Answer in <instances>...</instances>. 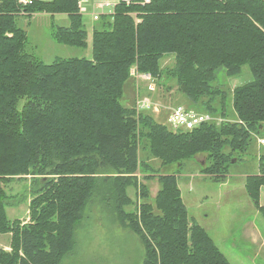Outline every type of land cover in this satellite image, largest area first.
Returning <instances> with one entry per match:
<instances>
[{
    "label": "trees",
    "instance_id": "16d2710c",
    "mask_svg": "<svg viewBox=\"0 0 264 264\" xmlns=\"http://www.w3.org/2000/svg\"><path fill=\"white\" fill-rule=\"evenodd\" d=\"M78 1L23 5L0 0V234L12 236L11 252L0 249V264H61L73 249L82 211L101 184L110 187L118 218L139 238L142 264H230L207 233L190 223L174 175L158 178V212L146 202L143 185L139 216L125 212L131 204L126 190L137 188L138 168L151 172L139 162L138 130L149 156L162 168L181 167L204 154L201 173L215 181L227 174L232 160L245 156L253 133L264 126V0L121 1L92 29L91 59L45 64L27 52V34L17 21L34 14L65 15L68 25H52L51 39L85 49L87 31ZM169 55L174 67L164 71L159 62ZM244 65L253 80L233 89L238 123H203L173 132L148 112L136 118L133 108L120 102L134 67L159 85L170 74L177 91L196 104L194 111L227 118L225 95L211 84L216 70L235 77ZM107 167L116 176L98 177ZM259 171L246 178L244 188L264 219L262 158ZM22 175L38 178L30 224L20 226L6 217L2 184Z\"/></svg>",
    "mask_w": 264,
    "mask_h": 264
},
{
    "label": "rangeland",
    "instance_id": "374dc122",
    "mask_svg": "<svg viewBox=\"0 0 264 264\" xmlns=\"http://www.w3.org/2000/svg\"><path fill=\"white\" fill-rule=\"evenodd\" d=\"M84 1L87 3L88 11H90L92 4L95 2H114L117 0ZM34 15L29 19L24 16L20 17L17 21L18 26L27 34V52L35 55L45 64H50L58 58L91 59L92 29L98 27L99 23L93 21L90 15L84 14L82 16L87 31V47L85 49L59 45L51 39L52 25H68L67 18L64 15H57L53 19L49 15ZM159 65L164 71H166L165 69L167 71L170 70L174 67L173 56H164L160 60ZM134 69L132 67L129 71L130 79L125 84L128 87L124 86L120 102L126 108H133L136 118L142 113L136 109L137 102L140 99H147L158 107L160 110L158 112H154L153 110L145 112H148L161 123L163 119L162 117L158 119L157 115H166L167 109L173 106L180 105L185 108H197L196 104L190 103L185 96L177 91L176 82L170 74L166 75L167 77L163 80L164 82L159 85L156 80L152 79L149 81V79H146L145 74L137 73L136 69ZM252 80L253 77L247 65H244L241 73L235 77L227 78L223 69L216 70L215 79L211 86L220 88L223 91L227 118L213 117L224 119V123H238L231 105L232 92L234 88L247 84ZM23 103L21 102V104ZM139 133L138 130L139 162L149 165L151 172H144L141 167L138 168L135 174L138 184L137 188L129 187L126 190L131 204L124 208L125 212L134 213L136 216H139L140 205L145 202L140 195V185H143L147 189L148 197L146 202L152 205L154 211H157L154 199L160 188L158 181L160 175L169 173L170 175H174L176 181L179 179V176L187 175L183 180L188 183V186H180L186 204L183 203L182 199L181 201L187 209L189 221L190 223H196L194 219L191 220V218H195L203 226L204 229L201 228L204 231L208 230L205 232L230 264H239L240 257L245 254L244 250L249 249L248 251H250L251 249L248 246L249 243H252L257 250L264 251V219L255 209L245 188L244 190L242 188V176L256 172V170L248 171L247 169L250 170L255 166L256 158L258 170L259 159L262 158L264 161V150L256 144L257 139L264 136V126L256 134L253 133V140L247 147L245 156L240 161L232 160L227 170L228 176H226L227 174L224 175L218 182L208 179L212 177L209 175L204 178L202 177L201 169L204 167L206 161V155L204 154H198L192 159L183 161L181 167L172 165L169 168H162L158 160L152 159L149 156L145 136L141 138L139 137ZM255 149L257 150L256 158ZM105 171L104 175L98 177L116 176L109 167ZM258 172L259 175L260 171ZM36 178L38 177L31 175L16 176L10 178L7 183L2 184L6 196L4 210L10 222H19L20 226L30 224L29 207L34 198V179ZM225 179L226 181H224ZM187 192H190V195ZM259 204L260 206H264V187L261 188ZM115 208L114 195L110 191V187L105 186V184L98 185L92 198L84 207L80 221L75 226L73 249L70 253L65 254L61 264H142L144 258L143 246L139 238L128 228L127 222L121 221L118 218ZM255 217L257 218V228L240 237L243 223L247 220L255 219ZM198 223L196 224L198 225ZM11 238L10 233L0 234L1 250L11 252ZM235 255L239 256V259ZM248 256L245 254L241 260L246 261Z\"/></svg>",
    "mask_w": 264,
    "mask_h": 264
},
{
    "label": "built area",
    "instance_id": "2783aa9c",
    "mask_svg": "<svg viewBox=\"0 0 264 264\" xmlns=\"http://www.w3.org/2000/svg\"><path fill=\"white\" fill-rule=\"evenodd\" d=\"M124 2L126 5H129L133 0H117V1H98L92 4V9L88 11L86 6V1L79 0L77 3L78 13L83 16L84 14L90 15L93 21H98L101 15H112L113 9L119 2ZM151 0H139L140 5L148 4ZM19 3L25 5L29 3V0H19ZM135 70V69H134ZM136 73V72H135ZM137 74V73H136ZM146 79L152 80L149 75H145ZM149 88V86H148ZM150 89V88H149ZM151 90V89H150ZM136 109L140 112L151 111L154 112L160 111L157 106L147 99H140L137 102ZM225 121L224 119H216L213 115L208 113H198L193 109H188L183 106L177 105L172 108L167 109L166 112V125L171 131L174 132H187L192 131L199 127L203 123H215L220 124ZM257 144L264 150V137L257 139Z\"/></svg>",
    "mask_w": 264,
    "mask_h": 264
},
{
    "label": "crops",
    "instance_id": "0c3cea01",
    "mask_svg": "<svg viewBox=\"0 0 264 264\" xmlns=\"http://www.w3.org/2000/svg\"><path fill=\"white\" fill-rule=\"evenodd\" d=\"M46 1V0H45ZM45 15V14H44ZM33 16H35V15H33ZM47 16V15H46ZM55 16H57V15H55ZM55 16H53V17H50V18H54ZM59 16V15H58ZM65 16V15H64ZM66 17V16H65ZM29 19V18H28ZM133 83V82H132ZM125 86V85H124ZM125 87H128V86H125ZM123 89H124V87H123ZM194 110V109H193ZM158 116V119H160V117H162V119H163V121L165 122V119H166V115L165 114H161L160 116L159 115H157ZM235 117V116H234ZM256 144H257V142H256ZM254 145H255V143H254ZM255 147H256V145H255ZM256 155H257V150L255 149V158H256ZM248 171H254V170H256V172L254 173V174H245V175H243L242 177V188H243V190H244V182H245V179L248 177V176H254V175H258V162H257V158H256V164H255V166L252 168V169H247ZM251 173H253V172H251ZM186 176L187 175H185V176H179V179H177V185H178V189H179V191H180V194H181V199H182V201H183V203L184 204H186L184 201V198H183V194H182V190H181V186L180 185H182V186H188V183L187 182H185L184 180H183V178L185 177L186 178ZM208 175H204V174H202V177L204 178V177H207ZM226 176H228V174L226 175ZM212 177H214V176H212ZM212 177H210V178H208V179H210L211 181H213V182H215V180L212 178ZM223 181V180H222ZM224 181H226V179L224 180ZM223 181V182H224ZM218 182V181H217ZM260 192H261V190H260ZM187 193H189V195H190V192H187ZM186 206V205H185ZM261 206H263V205H261ZM192 219H194V221L196 222V223H198L196 220H195V218H191V220ZM256 220H257V218L255 217V219H252V220H247L246 222H244L243 223V225H242V230L240 231V237H243V235L245 234H247L249 231H251V230H254L255 228H257L256 227ZM198 225L200 226V227H202L203 228V226L202 225H200L199 223H198ZM251 227H252V229H251ZM205 228H207V227H205ZM204 229V228H203ZM208 229V228H207ZM213 229V228H212ZM206 231V230H205ZM208 231V230H207ZM206 231V232H207ZM261 240V239H260ZM261 241H263V240H261ZM248 246L251 248L250 249V251H248L249 249H245L244 250V253L246 254V256L247 255H249L247 258H246V261H244V260H241V259H243V257L245 256V254L243 255V256H241L240 258V262H239V264H264V251H261L260 249H256V247L255 246H253L252 245V243H249L248 244ZM235 257L237 258V259H239L236 255H235ZM258 261V262H257Z\"/></svg>",
    "mask_w": 264,
    "mask_h": 264
}]
</instances>
